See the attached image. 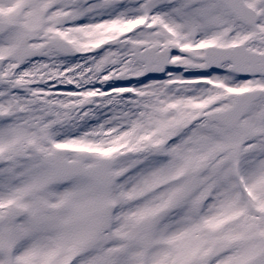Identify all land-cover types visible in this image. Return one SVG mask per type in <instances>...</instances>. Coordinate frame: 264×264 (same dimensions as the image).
I'll list each match as a JSON object with an SVG mask.
<instances>
[{"label": "snow or ice", "instance_id": "6c2138e0", "mask_svg": "<svg viewBox=\"0 0 264 264\" xmlns=\"http://www.w3.org/2000/svg\"><path fill=\"white\" fill-rule=\"evenodd\" d=\"M0 264H264V0H0Z\"/></svg>", "mask_w": 264, "mask_h": 264}]
</instances>
